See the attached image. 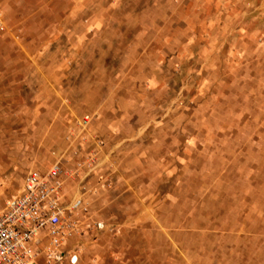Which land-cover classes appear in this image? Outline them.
<instances>
[{
  "label": "rangeland",
  "instance_id": "374dc122",
  "mask_svg": "<svg viewBox=\"0 0 264 264\" xmlns=\"http://www.w3.org/2000/svg\"><path fill=\"white\" fill-rule=\"evenodd\" d=\"M0 18V211L31 170L59 165L64 194L97 152L146 145L140 190L75 193L65 257L40 264H264V0H0Z\"/></svg>",
  "mask_w": 264,
  "mask_h": 264
},
{
  "label": "built area",
  "instance_id": "2783aa9c",
  "mask_svg": "<svg viewBox=\"0 0 264 264\" xmlns=\"http://www.w3.org/2000/svg\"><path fill=\"white\" fill-rule=\"evenodd\" d=\"M63 184L57 164L45 173L31 170L26 174L20 193L0 211V264H39L41 253L49 262L63 261L65 230L82 204L79 199L66 203ZM76 261V256L69 257L70 264Z\"/></svg>",
  "mask_w": 264,
  "mask_h": 264
},
{
  "label": "crops",
  "instance_id": "0c3cea01",
  "mask_svg": "<svg viewBox=\"0 0 264 264\" xmlns=\"http://www.w3.org/2000/svg\"><path fill=\"white\" fill-rule=\"evenodd\" d=\"M113 119L110 117H105L101 120L96 122V125L99 124L100 131L99 133L108 132L111 122ZM116 124V123H115ZM93 136V135H91ZM93 152L90 147L85 149V154ZM93 154V153H92ZM96 161L94 162L93 166L99 163L101 169H95L91 176L87 178V180L83 183V178L89 172L92 167L90 165V158L86 159L84 162V167L77 173V176L74 178L71 177L69 182L64 188V198L65 201L68 202L75 193L82 195L83 197H95V192L101 193L103 189L114 188L115 184H122L126 182V184H131L133 188L140 190V182L142 181L144 184L146 183V176H147V155H146V145L144 142L135 141L133 146V153H125L120 156L111 157L107 155V152H97L95 156ZM102 165V166H101ZM106 186V187H105ZM130 187H127L129 189ZM95 191V192H93ZM134 205L145 207L148 204V201L145 197L138 195L134 199ZM145 210V209H144ZM141 213V210H138L137 220L144 221L146 219L145 211ZM134 219V218H133ZM128 234H138V238H142V242L138 244L139 254L142 252V260H145V248H146V233L142 231L137 232H129ZM106 236L107 238L111 237L108 234L106 235H99L98 238ZM96 245L100 247L101 242L97 241ZM129 248L126 252H128V256L130 260L131 257L134 255L133 246L128 245ZM109 243L107 241V250H109ZM113 242H112V249H113ZM127 248V246L125 247ZM107 256L109 257V251H107ZM139 261L141 260V256H139ZM99 262V261H98ZM40 264V261L38 260ZM99 264V263H97ZM101 264V262H100Z\"/></svg>",
  "mask_w": 264,
  "mask_h": 264
}]
</instances>
